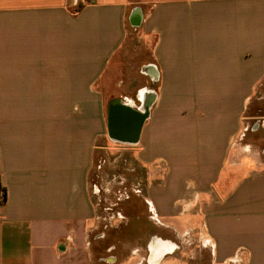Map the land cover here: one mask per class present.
I'll use <instances>...</instances> for the list:
<instances>
[{
  "label": "crops",
  "instance_id": "crops-1",
  "mask_svg": "<svg viewBox=\"0 0 264 264\" xmlns=\"http://www.w3.org/2000/svg\"><path fill=\"white\" fill-rule=\"evenodd\" d=\"M130 36L149 43L135 88L113 78ZM260 102L264 0H0V264H185L190 234L211 264H264ZM111 143L138 150L134 196L176 235L122 262L90 183Z\"/></svg>",
  "mask_w": 264,
  "mask_h": 264
},
{
  "label": "rangeland",
  "instance_id": "rangeland-1",
  "mask_svg": "<svg viewBox=\"0 0 264 264\" xmlns=\"http://www.w3.org/2000/svg\"><path fill=\"white\" fill-rule=\"evenodd\" d=\"M132 37L130 36L126 45V53L122 63L120 62L119 66L114 67L118 69L116 70L118 74L112 76H114L113 78L116 77L114 79L116 83L119 79L127 78L129 81L131 78L130 86L133 85L135 88L139 83L135 74L141 70L140 65L142 63H139L144 62L149 54V43L142 36ZM135 66L138 67L134 69ZM116 83H113L111 88L116 86ZM110 93L112 91L105 92V96H109ZM257 107L260 108V112L264 113V102H260ZM251 108H255V103ZM105 147V150H100L97 153L95 166L90 177L91 188L95 186L100 191V197L96 201L98 216L103 222L114 224L120 222L121 224L119 230L111 232L110 229L108 233V236L111 234L114 238L116 236L119 238L120 242L116 253L120 262L127 259L132 247L139 248L141 250L140 255L146 256L145 244L149 235H159L164 239H176V235L171 230L166 231L156 225L155 221L150 218L151 214L143 199L134 196V190H137L139 185L144 183V175L148 171V168L144 167L138 160V150L115 143ZM150 169H152V176L157 181L158 175L162 171L154 166ZM191 216L192 211L184 215L186 220H191ZM188 237L189 245L186 247L185 264H211L206 251H198L195 242L196 234H190Z\"/></svg>",
  "mask_w": 264,
  "mask_h": 264
},
{
  "label": "water",
  "instance_id": "water-1",
  "mask_svg": "<svg viewBox=\"0 0 264 264\" xmlns=\"http://www.w3.org/2000/svg\"><path fill=\"white\" fill-rule=\"evenodd\" d=\"M120 104V102H117ZM115 105V104H114ZM117 105V104H116ZM115 107H112V110ZM119 110H114V114H113V122L114 124H120V126H124V124L128 123L131 124L133 123V126H135V132L132 133L130 136H134L136 137V135L138 136V133L140 132L143 122L144 120L147 118L146 114H141L138 113L134 110H132L130 107H119ZM148 115V114H147ZM122 131H119V133L121 134ZM130 136L128 138H130Z\"/></svg>",
  "mask_w": 264,
  "mask_h": 264
},
{
  "label": "flooded vegetation",
  "instance_id": "flooded-vegetation-1",
  "mask_svg": "<svg viewBox=\"0 0 264 264\" xmlns=\"http://www.w3.org/2000/svg\"><path fill=\"white\" fill-rule=\"evenodd\" d=\"M132 124V123H131ZM133 132H135V126H130V131H129V133L126 131V132H121V134L120 133H117V132H114L113 134L114 135H116V136H118V137H120V138H124V137H128V136H130Z\"/></svg>",
  "mask_w": 264,
  "mask_h": 264
},
{
  "label": "built area",
  "instance_id": "built-area-1",
  "mask_svg": "<svg viewBox=\"0 0 264 264\" xmlns=\"http://www.w3.org/2000/svg\"><path fill=\"white\" fill-rule=\"evenodd\" d=\"M6 199H7V193H6V191H5L3 188H1V186H0V203H4Z\"/></svg>",
  "mask_w": 264,
  "mask_h": 264
},
{
  "label": "bare ground",
  "instance_id": "bare-ground-1",
  "mask_svg": "<svg viewBox=\"0 0 264 264\" xmlns=\"http://www.w3.org/2000/svg\"><path fill=\"white\" fill-rule=\"evenodd\" d=\"M148 102H149V101L146 102L145 106H144L143 109H142V110H143V113H145V114H148V113H147V110H149V103H148Z\"/></svg>",
  "mask_w": 264,
  "mask_h": 264
},
{
  "label": "trees",
  "instance_id": "trees-1",
  "mask_svg": "<svg viewBox=\"0 0 264 264\" xmlns=\"http://www.w3.org/2000/svg\"><path fill=\"white\" fill-rule=\"evenodd\" d=\"M5 190V189H4ZM5 202H6V200H5Z\"/></svg>",
  "mask_w": 264,
  "mask_h": 264
}]
</instances>
